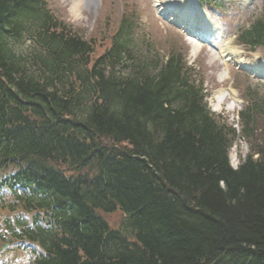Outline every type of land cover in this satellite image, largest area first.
Segmentation results:
<instances>
[{"label":"trees","instance_id":"trees-1","mask_svg":"<svg viewBox=\"0 0 264 264\" xmlns=\"http://www.w3.org/2000/svg\"><path fill=\"white\" fill-rule=\"evenodd\" d=\"M20 7L0 1V176L43 195L23 205L50 219L25 231L46 251L36 264H264V101L241 113L253 146L235 169V130L182 54L118 75L123 54L134 59L124 43L93 59L94 41L52 13L18 54L2 25ZM240 40L264 48V15ZM116 209L129 234L99 213Z\"/></svg>","mask_w":264,"mask_h":264},{"label":"rangeland","instance_id":"rangeland-1","mask_svg":"<svg viewBox=\"0 0 264 264\" xmlns=\"http://www.w3.org/2000/svg\"><path fill=\"white\" fill-rule=\"evenodd\" d=\"M120 0H103L101 3L99 11L97 12V20L94 15L90 13L89 3H78L76 0H49V4L58 10V13L69 23L72 24L74 29L83 32L88 38L94 37L99 43H107L105 40L110 38L112 34L118 29L121 20V8ZM172 2L178 0H170ZM208 4L204 6L205 10L217 21L221 22L222 29L217 34V39L214 43L220 45L223 40H227L232 35L237 33L240 27H247L255 18L260 16L264 12V0H207ZM74 4H78L79 11L74 12ZM123 5L130 16V19L134 23L135 29V51L139 55H147L149 58H154V52L157 54H167L171 47L176 49H183L188 54L189 62L195 64V67L201 72L204 78V84L206 90H209L212 96H209L210 108L213 106L215 113L218 112L228 113V122L234 123L232 121V115L229 111H225V105L221 103L222 99H219V94L222 96L223 92L228 93L225 98V102L231 101V93L226 89V85L229 81L221 83L220 78L223 72V66L220 65V61L217 60V53L209 45H203L192 41L189 45L183 39V34L172 28L170 24L166 21L157 17L153 7L152 0H124ZM95 21L97 22L96 25ZM94 27V28H93ZM151 39L155 50L152 47H147L144 42L140 41L144 37ZM139 39V41H138ZM238 40V39H237ZM234 40L232 43L236 46L239 52L242 53V58L247 64H254L255 66L263 62V59H256L255 55H261L263 52L260 48H257L256 52L248 53L246 46ZM191 41V40H190ZM31 43L23 39L19 43V48L21 50H28ZM101 51V49H99ZM150 53V54H148ZM98 52H96V55ZM263 58V57H262ZM233 67V76L235 77V83L233 88L236 94H240L238 84H246L245 77L241 75V72ZM259 67L264 68V64ZM253 80L264 81L260 78H253ZM213 93H218V95ZM232 112V111H231ZM248 151L247 147H243V152L246 154ZM235 147L231 149V159L235 163ZM6 214V211L4 212ZM3 215L0 216V223L2 222ZM113 222H118V215L114 216ZM4 233L5 230L3 229ZM17 248L21 246L16 245ZM17 251V249H15ZM16 253V252H15ZM0 264H22V262L12 257L11 254L7 255L4 251L0 252Z\"/></svg>","mask_w":264,"mask_h":264},{"label":"bare ground","instance_id":"bare-ground-1","mask_svg":"<svg viewBox=\"0 0 264 264\" xmlns=\"http://www.w3.org/2000/svg\"><path fill=\"white\" fill-rule=\"evenodd\" d=\"M79 3L86 0H76ZM164 1V0H163ZM169 1L164 3L168 5ZM183 3V8L180 10L176 3H172L170 8H172L178 14V19H183L184 21L189 19L188 22H185L191 29H198V33L204 37H215L218 31L220 30V25L217 23L209 14L203 12V9L199 7L197 0H181ZM190 5L195 6V10L190 9ZM79 5L74 4V12L79 11ZM174 12V13H175ZM198 21L199 28L193 27L192 22ZM217 49V48H216ZM219 54L224 59L225 64L228 62H242L240 59L239 51L236 49V46L232 45L230 42H222L219 46ZM227 66V65H226ZM239 102V101H236ZM235 103L232 104V106Z\"/></svg>","mask_w":264,"mask_h":264}]
</instances>
